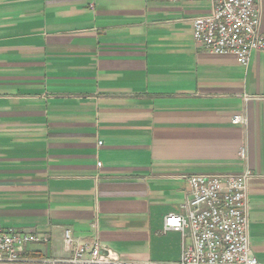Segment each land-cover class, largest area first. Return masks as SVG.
Segmentation results:
<instances>
[{
	"label": "crops",
	"instance_id": "obj_1",
	"mask_svg": "<svg viewBox=\"0 0 264 264\" xmlns=\"http://www.w3.org/2000/svg\"><path fill=\"white\" fill-rule=\"evenodd\" d=\"M210 9L0 0V222L39 237L26 264L71 257L65 229L126 262H177L191 238L163 223L184 213L187 177L245 168L264 263V50L243 65L196 44L192 19Z\"/></svg>",
	"mask_w": 264,
	"mask_h": 264
},
{
	"label": "built area",
	"instance_id": "obj_2",
	"mask_svg": "<svg viewBox=\"0 0 264 264\" xmlns=\"http://www.w3.org/2000/svg\"><path fill=\"white\" fill-rule=\"evenodd\" d=\"M195 1V0H187ZM209 12L192 19L193 39L205 50L233 53L247 65L253 51L264 50V33L260 30L259 0H210ZM243 123L241 115L232 118ZM102 141H99L101 144ZM239 156L245 160L246 148ZM249 168L239 174H191L187 177L189 197L182 205L184 213L164 217L163 231H178L190 242L183 243L179 261L168 264H264L250 249L248 226ZM38 236L0 222V264L35 262L24 254L29 242ZM69 258L55 259V264H164L154 261L126 262L105 251L99 241L75 237L64 231Z\"/></svg>",
	"mask_w": 264,
	"mask_h": 264
}]
</instances>
